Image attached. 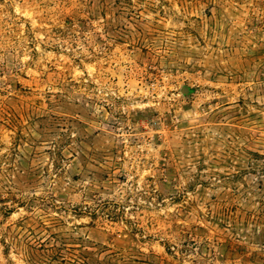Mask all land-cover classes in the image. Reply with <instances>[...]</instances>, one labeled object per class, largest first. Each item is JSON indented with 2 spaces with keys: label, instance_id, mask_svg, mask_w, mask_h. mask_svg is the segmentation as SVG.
<instances>
[{
  "label": "rangeland",
  "instance_id": "1",
  "mask_svg": "<svg viewBox=\"0 0 264 264\" xmlns=\"http://www.w3.org/2000/svg\"><path fill=\"white\" fill-rule=\"evenodd\" d=\"M0 264H264V0H0Z\"/></svg>",
  "mask_w": 264,
  "mask_h": 264
},
{
  "label": "trees",
  "instance_id": "2",
  "mask_svg": "<svg viewBox=\"0 0 264 264\" xmlns=\"http://www.w3.org/2000/svg\"><path fill=\"white\" fill-rule=\"evenodd\" d=\"M107 205H117V204L116 203H112V202H108V201H106V202H104V203L101 204V206H104V207H106ZM87 208H88V206L84 205V209H82V211H86ZM98 210L99 209H97V208L96 209H92L90 211V213L92 215H95ZM106 214H107V216H112V215H109V213H106ZM114 214H116V213H114Z\"/></svg>",
  "mask_w": 264,
  "mask_h": 264
}]
</instances>
